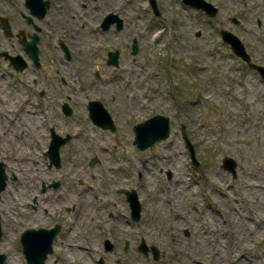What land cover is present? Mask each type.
Wrapping results in <instances>:
<instances>
[{"label":"rangeland","instance_id":"1","mask_svg":"<svg viewBox=\"0 0 264 264\" xmlns=\"http://www.w3.org/2000/svg\"><path fill=\"white\" fill-rule=\"evenodd\" d=\"M206 1L215 16L184 0H156L161 15L143 0L150 5L136 18L130 0H51L40 18L25 0H0V18L13 32L0 22V52L30 62L17 34L42 36L40 76L0 56L5 264H26L22 233L57 220L62 228L46 264H264V76L221 32L236 34L251 62L264 66V0ZM109 13L122 19L121 29L112 19L101 27ZM83 33L92 39L77 47ZM111 51L118 65L107 63ZM91 100L102 101L115 131L94 123ZM157 114L169 117L170 137L141 150L134 127ZM52 130L71 134L58 167L44 155ZM225 157L236 161V176L223 168ZM121 188L136 190L140 219L132 220Z\"/></svg>","mask_w":264,"mask_h":264},{"label":"water","instance_id":"2","mask_svg":"<svg viewBox=\"0 0 264 264\" xmlns=\"http://www.w3.org/2000/svg\"><path fill=\"white\" fill-rule=\"evenodd\" d=\"M153 9L157 15H161V12L157 6L156 0H151ZM185 3H187L190 6H194L197 9H200L204 11L209 16H215L218 8L214 6L212 3L206 1V0H184ZM37 3H39V8L37 9ZM50 5V2L47 0H26V6L31 9L32 14L38 15V17L42 18L46 15V12L48 10V7ZM36 12H40V14H37ZM113 16V13H110L105 17L102 27L104 29H108V27L111 26L113 23L111 21L114 20L117 22V28L121 29L123 27V21L118 16ZM117 19V20H115ZM2 25L4 30L11 34V27L6 18H1ZM222 37L225 42H228L231 45V48L235 51V53L241 57L243 60H245L249 66L253 67L254 69L259 70V72L264 76V66L257 65L251 62V57L248 54L246 47L242 40L233 32L228 30H222ZM40 40V36L37 33H34L31 35V41H27L25 39H22L21 42L23 43L26 51L32 56L33 60L35 62L39 61V47H38V41ZM62 47L66 53V57L70 58V52L68 47L62 43ZM133 54H137L139 52V45L137 39H134L133 44ZM3 55V53H0V56ZM6 58L8 59H18L21 64L20 67L23 69L25 67V64L22 62V57L20 56H10L8 53H5ZM119 61V52L118 51H111L109 52V59L108 64L109 65H118ZM19 63V62H17ZM90 116L91 118L100 126L104 128H111L112 130H115V126L112 120V117L110 116L108 110L104 107L102 102L99 100H94L90 102ZM64 111L66 114H70L72 112L71 108L68 106L67 103L64 104ZM102 116H105V120L102 119ZM136 132V139L135 143L140 149H146L152 145H154L157 141H160L162 139H166L170 135V119L168 116L157 114L154 117H151L144 122H141L137 124L135 127ZM53 141L51 143L50 149L48 151L50 159H51V165L55 164L57 167L60 165L61 158H60V148L62 145H64L69 139L70 135H67L65 137H62L56 133H53ZM185 138L187 140V143L191 147V152L193 155V158L195 159V155L193 152V148L190 144V140L188 139L187 135L185 134ZM198 163V162H197ZM93 164V162H92ZM236 166L237 163L233 158L225 157L223 160V168L226 170H229L234 173L236 176ZM7 179L8 175L6 173V164L3 161H0V199L2 197V192L6 189L7 186ZM58 183L55 184V187H57ZM128 194V199L132 208V216L135 220L140 219L141 210H142V204L139 201L138 195L135 190L128 191L124 190ZM58 229H53L51 231L44 230V229H30L23 233L21 241L23 244V253L27 259V264H46L47 256L50 252H52V244L53 239L57 233ZM186 234L188 235L189 232L187 231ZM3 236V230L2 225L0 223V240ZM141 248L147 252V245L145 244V241L142 242L140 245ZM154 258L158 259L159 257V251L158 248L152 247ZM8 258L7 254L0 252V264H5L6 259ZM100 264H103V260L100 261Z\"/></svg>","mask_w":264,"mask_h":264},{"label":"bare ground","instance_id":"3","mask_svg":"<svg viewBox=\"0 0 264 264\" xmlns=\"http://www.w3.org/2000/svg\"><path fill=\"white\" fill-rule=\"evenodd\" d=\"M132 1V4H134V8H133V10H132V12H131V14H132V17L133 18H136V17H138L139 16V14H140V11L142 10V9H145V8H147V6L148 5H150V4H143V0H136V2H134V0H130V2ZM38 5H37V9L39 8V3H37ZM135 5H137L136 7H135ZM27 7V6H26ZM30 11H31V9L29 8V7H27ZM72 6H71V2L69 1V3L68 4H66L65 5V13H64V15H66L65 17H67V16H69V14L71 13V11H72ZM37 14H40V12H36ZM34 15H36V14H34ZM108 15V14H107ZM36 16H38V15H36ZM118 16V15H117ZM111 17H113V16H111ZM120 18V17H119ZM115 20H117V19H115ZM118 21V20H117ZM117 23V22H116ZM158 31V30H157ZM86 33V32H85ZM85 33H83V35H82V37L81 38H78L77 40H76V43H77V47H81L82 45H86L87 43H86V41H85V39L87 38V39H89V40H91L92 39V36L91 35H87V34H85ZM158 32H154L153 33V35H152V37H154V39L155 38H157V37H160V34L161 33H158ZM11 62H12V64L14 65V67L16 68V69H21V67H20V65L19 64H21V62L18 60V59H13V60H11ZM17 62H19V63H17ZM105 116H102V119H104L105 120ZM263 135H264V133H263ZM264 138V137H263ZM163 164H165L166 166H168L169 164L166 162H164ZM193 164H194V161H193ZM175 167H177V166H175ZM182 169H180L179 170V175H178V179L180 180V182L182 183L183 181V176H182ZM248 185L249 186H255L256 184L254 183V182H252V181H250L249 183H248ZM175 192H176V189H174V192H173V194H174V196H175ZM176 197V196H175ZM91 210H90V207H89V209L87 208V212H86V214H89V215H91ZM250 217V216H249ZM263 221H264V218H263ZM244 228H245V225L243 226ZM241 235L242 236H246L247 234H246V232H241Z\"/></svg>","mask_w":264,"mask_h":264},{"label":"flooded vegetation","instance_id":"4","mask_svg":"<svg viewBox=\"0 0 264 264\" xmlns=\"http://www.w3.org/2000/svg\"><path fill=\"white\" fill-rule=\"evenodd\" d=\"M50 1V5H51V0H49ZM50 8L51 7H49V9L48 10H50ZM48 12V11H47ZM47 14V13H46ZM13 33V32H12ZM35 33V32H34ZM33 33V34H34ZM23 36L22 38H19V40H20V42H21V40L22 39H25V40H27V41H29L28 40V37L29 38H31V33L30 34H28V35H26V33L22 30L21 32H20V34H17V36L18 37H20V36ZM39 36H40V40L38 41V46H39V61L38 62H34V60H33V58L31 57V55H30V57H31V61L30 62H24L25 63V69L27 68V67H29V69H33V70H35L37 73H38V71H39V76H40V66L42 65V62H41V53H42V49H41V46H40V43H41V40H42V36H41V34H38ZM28 36V37H27ZM63 49V48H62ZM0 53H3V55H1V56H5V58H6V55H5V53H7V52H3V51H1ZM64 54H65V52H64ZM16 56H19V54L18 55H16ZM21 56V55H20ZM66 58V57H65ZM7 59V58H6ZM8 60H10V63H11V65H12V67H14V65L12 64V62H11V59H8ZM23 63V64H24ZM24 68L23 69H16L15 67H14V69H16V70H18V71H22V70H24ZM65 103H67V102H64L63 103V106H62V109L64 108V104ZM70 105V104H69ZM63 111H64V109H63ZM111 131H115L116 130V125H115V130H112V129H110ZM68 135H70L71 136V134L70 133H67ZM66 134V135H67ZM70 139H71V137H70ZM69 139V140H70ZM45 156H48L47 154H45ZM50 166H51V164H50ZM51 185H54V183H51L50 185H49V187L50 188H54V186L52 187ZM59 185V184H58ZM46 186H48L46 183H44L43 184V187L44 188H46ZM124 189H127V188H124ZM124 189H120V192H123V193H125L126 195H127V193L124 191ZM44 191H46V190H44ZM48 200V202H45L43 199L41 200V205H48L49 204V200H50V198L49 199H47ZM36 201H38V200H36ZM43 203V204H42ZM40 205V206H41ZM41 207H43V206H41ZM46 211V210H45ZM47 212V211H46ZM57 216V215H56ZM61 222H62V220H61ZM61 222H59V220H57V221H54V222H51V225H49V226H46L45 224H43V225H41V228H44V229H46V230H50V229H53V228H55V230L56 229H58V231H57V233H56V235H55V237H54V242H53V246H54V244H55V241H56V237H57V235H58V233L60 232V230H61V228H62V223ZM65 227V226H64ZM72 227V226H71ZM30 228H32V227H30ZM70 227H68L67 228V230L69 229ZM66 229V228H65ZM116 248V246L114 247V249ZM114 249H113V251H114Z\"/></svg>","mask_w":264,"mask_h":264}]
</instances>
